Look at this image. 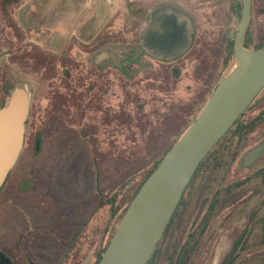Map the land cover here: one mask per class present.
Here are the masks:
<instances>
[{"label":"rangeland","instance_id":"374dc122","mask_svg":"<svg viewBox=\"0 0 264 264\" xmlns=\"http://www.w3.org/2000/svg\"><path fill=\"white\" fill-rule=\"evenodd\" d=\"M24 1L9 7L8 17L0 9V55L10 53L3 61L6 69L0 70V88L2 80H7L13 87L19 84L25 86L29 93H34L33 98L36 99L33 102V112L32 97L30 99L32 117L28 124L29 135L37 125L41 127L49 116L55 121L65 117L64 119L73 124L95 127L83 131L91 134L90 138L95 142V147H82L85 154L91 155L92 150V155L98 158L93 159L92 163L96 172L93 174L94 183L97 186L100 184L99 174L103 172L102 188L109 186L111 194H116L118 187L122 185L125 190L119 197L122 202L135 191L145 173L162 156L164 149L177 138L186 123L192 121L197 107L206 102L219 78L236 66L234 59L231 64L220 65L219 61L215 60L216 57L214 59L211 56L214 55L215 47H218L217 38L223 35L224 31L227 39L235 38L240 16L238 12L233 11L242 0H135L130 4L122 0L119 9L101 32L106 41H114L118 51L134 49L132 51L138 52L141 29L151 17L153 9L169 2L185 7L196 20L200 46H203L199 47L197 53L204 64L194 73L196 62L192 61L180 68V72L177 70L180 74L176 78L174 74L177 71L171 73L166 69L159 70V62L153 60V65L150 66L149 62L152 61L145 56L134 66L132 78L130 75L116 73L115 88L111 91L114 92L113 101L107 103L108 98L103 101L100 97L97 105L89 99L80 105L81 96L73 93L68 99L71 101V107L65 114L57 111L42 112L38 110V106H42V99L53 87L58 91L65 85L68 90L78 89L74 83L71 85L70 81L65 80L62 68L67 64L69 70L77 77L76 60L85 58L82 52L85 43L78 35L72 34L71 43L68 45L72 56L67 63L66 58L62 57L63 53L47 46L54 33L46 28H51L58 14L53 11L54 15L50 13L48 17H44L37 13L34 26L36 29L30 31L26 26L21 27L14 17L16 8ZM253 7L248 48H256V40L264 34V14L259 11L264 8V0H253ZM167 8L169 7H162L159 12H165L164 9ZM211 45L214 46L210 48ZM209 48L213 51L208 53ZM15 74L19 77L13 81ZM210 76L213 85L208 89L205 84ZM62 99L64 98L60 97L55 106L62 103ZM263 108L264 88L248 110L247 118L257 116ZM260 145H264V123L252 131L247 140L231 153L226 164L218 167L208 178L202 195L197 199L193 219L198 216L200 221L202 220L203 213L210 209L211 202L218 193L219 200L214 207L208 228L187 264H226L232 255L234 240L247 227L252 230V245L247 251H240L239 264H264V150L260 160H255L247 166L242 162L249 149ZM29 149L33 150L32 143ZM243 180L246 181L245 185L233 187L236 182ZM108 210L110 211V208L100 212L103 218L107 215L110 217ZM117 222L116 216L110 218L108 239L114 233ZM195 228L196 225H190L188 231L193 232ZM189 232H186V235ZM173 233L169 235V241ZM97 240L98 238L94 239L92 252L99 248L100 243ZM93 263L94 261H91V264Z\"/></svg>","mask_w":264,"mask_h":264},{"label":"flooded vegetation","instance_id":"af4514ba","mask_svg":"<svg viewBox=\"0 0 264 264\" xmlns=\"http://www.w3.org/2000/svg\"><path fill=\"white\" fill-rule=\"evenodd\" d=\"M162 7L172 10L167 8L164 9L165 12H159ZM197 29L196 20L185 7L164 2L153 9L151 17L141 29L138 46L140 52L132 51L134 49L118 51L112 39L106 41L102 37L103 29H98L95 33L91 31L86 36L80 33L78 37L85 43L82 50L85 58L76 60L77 77L67 64L62 68L65 80L70 81L71 85L74 83L79 92L68 90L66 85L60 91L53 87L42 99L43 104L38 106V110L65 114L71 107L68 99L73 93L81 96L80 105L87 102V99L97 105L100 97L103 101L108 98L107 103L113 101L114 92L111 91L115 88L116 73L130 75L132 78L134 66L145 56L150 61H158L159 70L166 69L171 73L177 70L180 72V68L194 61V73H197L204 64L197 53L202 46ZM72 34L68 32L59 37L54 35L47 44L51 50L63 53L62 57L66 58L67 63L72 56L68 50ZM226 37L224 31L217 38L218 43L215 42L218 45L215 51L210 49L214 45L208 49V53L213 51L214 55L211 57H216L214 59L220 65L227 63L229 39ZM8 55L10 53L0 55V70L6 69L3 61ZM153 61L149 62L150 66ZM116 62L119 63L118 66ZM178 71L174 74L176 78L180 74ZM18 77L15 74L13 81ZM205 85L208 89L213 85L211 76ZM12 87L10 81L2 80L0 109L11 97ZM30 94L33 112L36 98H33V92ZM60 97L64 98L62 103L55 106ZM30 117L31 114L26 121L22 152L0 190V264H84L90 257L95 261L98 249L108 242L109 235V216L103 218L100 212L110 208L108 198L116 194L120 197L125 190L122 185L118 187L116 194H111L109 186L103 189V172L99 174L100 184L97 186L94 183L93 174L96 172L92 163L93 159L98 158L92 155V150L91 155L85 154L82 147H95L91 134L83 133L84 130L95 127L73 124L65 117L55 121L49 116L41 127L37 125L29 135ZM31 143L33 150L29 149ZM38 144L40 150L37 152ZM240 183L243 186L246 181L238 184ZM208 214L209 209L203 213V217ZM203 233L199 236V242ZM251 233L252 230L247 227L234 240L232 250L238 248V251L231 255L226 264L240 254V251L250 249ZM97 238L99 248L92 252L94 239ZM167 243L168 241L163 252L167 249ZM239 258L233 264H239Z\"/></svg>","mask_w":264,"mask_h":264},{"label":"water","instance_id":"95a60500","mask_svg":"<svg viewBox=\"0 0 264 264\" xmlns=\"http://www.w3.org/2000/svg\"><path fill=\"white\" fill-rule=\"evenodd\" d=\"M252 0H242L235 35L236 66L221 76L195 121L145 180L106 248L100 264H147L158 249L193 176L213 147L229 132L264 88V47L248 48ZM31 95L16 84L0 109V190L21 154ZM40 150L37 145V152ZM264 145L247 151L243 165L262 156ZM240 254L233 257V264ZM92 257L84 264H90Z\"/></svg>","mask_w":264,"mask_h":264},{"label":"trees","instance_id":"16d2710c","mask_svg":"<svg viewBox=\"0 0 264 264\" xmlns=\"http://www.w3.org/2000/svg\"><path fill=\"white\" fill-rule=\"evenodd\" d=\"M23 1L24 0H0V9L3 12V14L8 17L9 7L20 4ZM259 11L261 12V14H264V8L259 9ZM233 12L234 13L238 12L239 16L241 17L242 2H240L238 8L237 9L235 8ZM253 12H254V7H253ZM250 30H251V26L247 31V35H246L247 47L249 42L248 38L250 35ZM255 45L256 48H260V49L264 47V34L261 37H259L258 40H256ZM234 48H235V38L233 37L229 39L228 48L226 49L227 64H231V61L234 59ZM215 87L216 85L214 86V88ZM258 97L259 95H257L254 102L248 107V109L243 113V115L233 124L229 132L224 136V138H222L217 142V144L213 147L207 158H205L202 161V163H200L198 170L196 171V174L193 176L189 186L185 191V195H183V198L179 203L176 213H174L172 217L171 223L167 231L165 232L164 237L161 239V241L158 244V249L156 250L152 259L147 264H187L193 251L196 250V247L198 246L200 234L206 232L208 228L209 220L212 216L211 214H213L214 212V207L216 206V203L219 200L218 195L220 194L218 193L215 196V198H213L209 209L210 214L203 217L201 221L198 216H196V218L193 219L194 213H196L195 206L197 199L199 195H202L206 187L207 180L211 176L213 171H215L218 167L225 165L227 160L230 158L231 153L234 152L241 145L242 142L247 140L249 134L252 131H254L262 123H264V108L257 116L253 118H247L248 110L256 102ZM207 101L208 99L206 100L205 103H207ZM205 103L201 105L199 108L197 107L192 121L187 122L184 129L182 128V131L178 134L177 138L174 139V141H172V143H170L166 149H164L162 156L159 157L154 163V165L145 173V175L143 176V178L135 188V191L128 198H125V200L122 202L119 200L120 198L118 197V195H115L112 198H110L109 200L110 211H108L110 212L109 220L110 218L115 216L118 219L114 233L118 229L124 214L128 211L131 202L133 201L135 195L140 191L145 180H147L148 177L156 170L162 158L165 157L170 152V150L175 145L177 140L180 139L182 134L187 130V128L191 125V123L196 120L197 115L199 114L202 107H204ZM241 185L242 183L240 184L235 183L233 187H239ZM190 225H196V228L193 230V232L188 231ZM186 232L189 233L186 235ZM114 233L110 236L108 242L105 245H102L101 248L98 249L97 257L93 264H100L103 254L106 248H108ZM171 233H173V235L171 236V239L169 241V237H170L169 235ZM166 241L169 242L167 244V249L163 252V247L166 244ZM236 251H238V248H235V251H233L232 254H235ZM245 251H247V249H244L242 252Z\"/></svg>","mask_w":264,"mask_h":264},{"label":"crops","instance_id":"0c3cea01","mask_svg":"<svg viewBox=\"0 0 264 264\" xmlns=\"http://www.w3.org/2000/svg\"><path fill=\"white\" fill-rule=\"evenodd\" d=\"M125 1L130 4L135 0ZM121 3L122 0H26L16 8L14 17L21 27L26 26L33 31L36 29L34 26L37 13L44 17H48L50 13L58 14L54 24L46 30H50L57 37L72 31L76 35H85L103 29Z\"/></svg>","mask_w":264,"mask_h":264}]
</instances>
